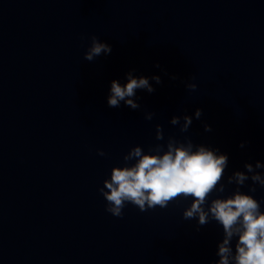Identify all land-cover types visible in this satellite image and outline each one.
Wrapping results in <instances>:
<instances>
[{
	"label": "water",
	"instance_id": "95a60500",
	"mask_svg": "<svg viewBox=\"0 0 264 264\" xmlns=\"http://www.w3.org/2000/svg\"><path fill=\"white\" fill-rule=\"evenodd\" d=\"M94 34L112 51L89 62ZM133 68L162 82L138 90L139 109L109 107ZM198 107L186 133L170 123ZM157 124L227 152V174L264 160V0H0V264L217 259L222 229L197 231L187 200L106 211L104 179L132 146L161 142Z\"/></svg>",
	"mask_w": 264,
	"mask_h": 264
},
{
	"label": "clouds",
	"instance_id": "9594fccd",
	"mask_svg": "<svg viewBox=\"0 0 264 264\" xmlns=\"http://www.w3.org/2000/svg\"><path fill=\"white\" fill-rule=\"evenodd\" d=\"M111 51L112 45L94 34L84 58L91 62ZM156 67H160L159 63ZM172 78L176 79L175 75ZM152 81L160 84L161 76L137 75L136 69H130L125 80L111 81L108 106L118 108L123 104L139 109L137 92H154ZM187 87L195 90L197 84L189 82ZM202 114L203 109L198 107L192 114L173 115L170 123L186 133L194 118L199 119ZM144 115L150 121L155 113L146 111ZM204 127L205 131L212 130L210 124ZM156 140L161 142L147 149L141 144L132 146L122 163L112 167L99 188L106 200V211L122 217L129 203L145 211L187 200L183 217L195 220L197 231L210 222L222 229L217 259L210 264H264V200L254 195L257 185L264 188V160L246 161L243 169L227 174L229 154L218 146L197 143L190 136L170 135L165 140L162 124L156 125ZM246 143L241 141L240 147L244 148ZM98 154L106 155L103 149H98ZM249 180L252 181L249 190H242ZM233 184L235 188L230 190Z\"/></svg>",
	"mask_w": 264,
	"mask_h": 264
}]
</instances>
